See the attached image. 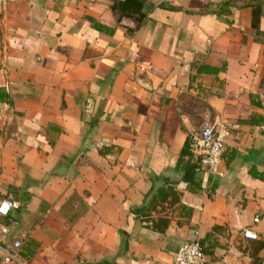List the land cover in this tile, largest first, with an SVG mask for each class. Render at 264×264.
Returning a JSON list of instances; mask_svg holds the SVG:
<instances>
[{"label":"crops","instance_id":"0c3cea01","mask_svg":"<svg viewBox=\"0 0 264 264\" xmlns=\"http://www.w3.org/2000/svg\"><path fill=\"white\" fill-rule=\"evenodd\" d=\"M207 120L218 175L181 156ZM8 196L0 264H264V0H0Z\"/></svg>","mask_w":264,"mask_h":264},{"label":"built area","instance_id":"2783aa9c","mask_svg":"<svg viewBox=\"0 0 264 264\" xmlns=\"http://www.w3.org/2000/svg\"><path fill=\"white\" fill-rule=\"evenodd\" d=\"M232 126L220 122L207 120L203 122L198 131L191 136V150L197 155L200 167L212 175H218L219 165L225 153L226 142L230 137ZM19 208V203L12 196L0 198V240L11 231V226L3 221L8 219L11 212ZM258 223L259 219H255ZM246 239L257 240L258 236L252 230L243 231ZM21 241H15L13 248L16 253H5L4 262L9 264L18 260ZM175 264H208L203 248L199 241L193 240L182 245L175 257Z\"/></svg>","mask_w":264,"mask_h":264},{"label":"trees","instance_id":"16d2710c","mask_svg":"<svg viewBox=\"0 0 264 264\" xmlns=\"http://www.w3.org/2000/svg\"><path fill=\"white\" fill-rule=\"evenodd\" d=\"M191 154H192V150H191V137H189V139L187 140V143L185 145V148L183 149V151L181 153V156L182 157H185V156H190Z\"/></svg>","mask_w":264,"mask_h":264}]
</instances>
